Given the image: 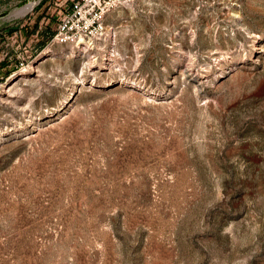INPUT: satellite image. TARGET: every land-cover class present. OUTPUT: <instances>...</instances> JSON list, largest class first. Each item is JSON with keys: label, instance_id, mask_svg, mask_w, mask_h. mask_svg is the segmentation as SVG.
<instances>
[{"label": "rangeland", "instance_id": "rangeland-1", "mask_svg": "<svg viewBox=\"0 0 264 264\" xmlns=\"http://www.w3.org/2000/svg\"><path fill=\"white\" fill-rule=\"evenodd\" d=\"M21 1L0 264H264V0H131L88 50L50 39L69 0Z\"/></svg>", "mask_w": 264, "mask_h": 264}, {"label": "built area", "instance_id": "built-area-1", "mask_svg": "<svg viewBox=\"0 0 264 264\" xmlns=\"http://www.w3.org/2000/svg\"><path fill=\"white\" fill-rule=\"evenodd\" d=\"M131 0H69L63 7L51 35L52 42L92 49L108 36L106 18L117 7ZM20 29L15 31L18 35Z\"/></svg>", "mask_w": 264, "mask_h": 264}, {"label": "bare ground", "instance_id": "bare-ground-1", "mask_svg": "<svg viewBox=\"0 0 264 264\" xmlns=\"http://www.w3.org/2000/svg\"><path fill=\"white\" fill-rule=\"evenodd\" d=\"M36 1L35 0H28L27 2L23 3L22 5H20V9H17L15 11L16 15H22L25 14L27 11L31 10L34 5H35ZM13 13V12H12Z\"/></svg>", "mask_w": 264, "mask_h": 264}, {"label": "water", "instance_id": "water-1", "mask_svg": "<svg viewBox=\"0 0 264 264\" xmlns=\"http://www.w3.org/2000/svg\"><path fill=\"white\" fill-rule=\"evenodd\" d=\"M28 0H22L21 2H19V5H22L23 3L27 2ZM36 2L37 1H40V0H35ZM7 14H9V10H5V11H2L0 13V17H3V16H6Z\"/></svg>", "mask_w": 264, "mask_h": 264}, {"label": "trees", "instance_id": "trees-1", "mask_svg": "<svg viewBox=\"0 0 264 264\" xmlns=\"http://www.w3.org/2000/svg\"><path fill=\"white\" fill-rule=\"evenodd\" d=\"M44 0H41L40 3H42ZM53 32H50V36L52 35ZM47 32L46 30H39V35L40 37L43 39L46 36ZM44 44V42H42V45Z\"/></svg>", "mask_w": 264, "mask_h": 264}]
</instances>
